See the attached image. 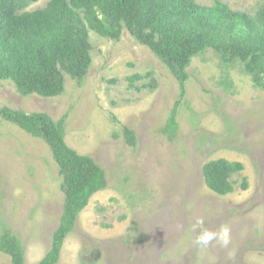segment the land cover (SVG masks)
<instances>
[{"label": "rangeland", "instance_id": "1", "mask_svg": "<svg viewBox=\"0 0 264 264\" xmlns=\"http://www.w3.org/2000/svg\"><path fill=\"white\" fill-rule=\"evenodd\" d=\"M222 1L251 15L264 7V0ZM89 37L88 75L82 82L66 76L58 97H25L0 80V111L64 121L68 147L106 174L107 188L78 216L58 264H264V88L241 61H225L213 49L191 59L182 88L127 29L119 41L92 29ZM171 118L174 134L166 129ZM126 127L135 132V148L123 136ZM220 159L244 165L226 196L213 193L203 174ZM61 183L48 145L0 118V239L16 237L23 264H39L52 248ZM0 264L13 257L0 252Z\"/></svg>", "mask_w": 264, "mask_h": 264}, {"label": "trees", "instance_id": "2", "mask_svg": "<svg viewBox=\"0 0 264 264\" xmlns=\"http://www.w3.org/2000/svg\"><path fill=\"white\" fill-rule=\"evenodd\" d=\"M41 0H0V80L12 81L22 96L55 98L65 91L66 76L82 82L92 58L89 29L119 41L125 29L148 47L181 83L191 59L213 49L225 61L239 60L257 86L264 88V7L251 15L222 0L201 6L195 0H51L35 12L25 10ZM136 79H142L137 76ZM135 81V79H132ZM0 118L43 140L51 149L62 177L63 213L50 252L39 264H58L67 235L92 197L107 188L104 170L90 156L66 144L64 121L56 124L45 113L0 111ZM174 118L167 132L176 131ZM123 136L133 148L137 138L130 128ZM242 163L220 159L203 168L206 186L218 196L235 192L233 176ZM242 189L248 190L244 181ZM0 252L23 264L16 237L7 232Z\"/></svg>", "mask_w": 264, "mask_h": 264}]
</instances>
